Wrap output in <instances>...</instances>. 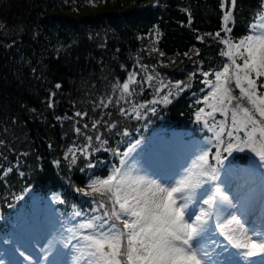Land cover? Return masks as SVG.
<instances>
[{"label": "trees", "instance_id": "trees-1", "mask_svg": "<svg viewBox=\"0 0 264 264\" xmlns=\"http://www.w3.org/2000/svg\"><path fill=\"white\" fill-rule=\"evenodd\" d=\"M221 2L0 0V237L25 209L52 195L63 199L55 198L63 214H90L96 207L92 198L75 189L118 166L116 150L140 141L132 156L148 155L156 138L209 133L196 122L195 112L210 90L202 73L226 62L220 55L225 46L215 33L238 40L264 6V0H237L232 32L225 33L223 13L230 3L221 8ZM133 71L143 83L132 86L134 95L120 99L113 87ZM147 75L154 77L151 86ZM161 81L167 86L162 90ZM177 81H183L179 93ZM169 91L170 103L149 104ZM134 105H145L139 119ZM153 106L155 113L149 110ZM229 159L248 164L257 158L245 151Z\"/></svg>", "mask_w": 264, "mask_h": 264}, {"label": "snow or ice", "instance_id": "snow-or-ice-1", "mask_svg": "<svg viewBox=\"0 0 264 264\" xmlns=\"http://www.w3.org/2000/svg\"><path fill=\"white\" fill-rule=\"evenodd\" d=\"M95 2L88 0L89 4ZM236 6L237 0L221 2V8H228L223 13L225 33L232 32L230 25L235 23ZM215 36L225 46L220 55L226 62L219 70L202 73L210 90L202 101H197L204 107L195 112L196 122L212 135L206 142L193 145L190 161L181 164L179 170L140 166L132 156L140 141L124 152L116 150L114 154L120 157L118 166L114 165L106 176L90 177L84 188L75 189L82 196L91 197L96 207L90 214L74 211L73 219L82 217L78 223H73V219L61 223L58 236L41 250L46 264H69V252L71 264H221L215 257L222 253L214 255L204 242L210 233L223 238V243L211 241L215 247H223L224 252L229 248L236 250L229 252V264H241V261L264 264V196L260 200V224L251 223L247 217L255 207L253 197L230 194V176L224 168L228 156L248 151L257 158L251 164V171L255 175L259 169L264 185V6L248 25V34L235 41L230 36L221 38L220 32ZM137 75L135 71L128 73L125 81L114 85L113 93L119 90L120 99L134 95L132 86L143 83L137 80ZM146 79L151 86L154 77L147 75ZM161 86L160 90L167 87L162 81ZM182 86L183 81H177V93ZM55 95L50 93L51 97ZM170 96L171 91L149 104L170 103ZM100 103L107 106L103 99ZM107 103H112L111 98ZM143 107L133 106L138 119ZM149 110L155 113L156 108ZM217 114L220 119L216 118ZM127 134L125 131L124 135ZM88 139L91 141V137ZM79 151L91 155L87 149ZM69 152L71 163H75V152L72 149ZM88 167L95 166L89 163ZM56 200L64 202L61 197ZM13 251L28 264H41L18 247L14 246ZM0 264L5 261L0 259Z\"/></svg>", "mask_w": 264, "mask_h": 264}, {"label": "rangeland", "instance_id": "rangeland-1", "mask_svg": "<svg viewBox=\"0 0 264 264\" xmlns=\"http://www.w3.org/2000/svg\"><path fill=\"white\" fill-rule=\"evenodd\" d=\"M206 139H193L189 142H180L179 144L167 142L163 151L155 154L157 157L153 163V170H179L181 164L190 161L193 145L206 142ZM229 171V186L232 190L230 194L234 196L250 194L253 197L255 207L247 219L251 223L259 225L261 216L260 200L264 196V185H262L259 169L256 170L255 175H253L251 169L246 170L240 166H233ZM39 208L42 209L41 218H35L37 220L36 223L32 222L35 217L34 209H27L23 216L17 220L18 228L16 227L17 229L9 237H5L1 241L0 259L4 260L5 264H28L24 257L13 251L14 246L18 247L19 251L25 252L26 255H33L34 259H39L41 264H46L43 259L44 253L41 250L44 249L49 240L58 236V232L61 230V223H66L69 219H73V217H64L54 207V197L46 199ZM79 221L76 218L73 219V223H78ZM212 240L223 243V238L210 233L204 242L208 244L209 250L213 251L214 255L215 253H222L215 258L221 264H227V252L223 251V247H215L211 243ZM5 241H12V243H5ZM65 251L68 252V249H65ZM48 258L51 259L52 257L49 256ZM71 258L72 254L69 252L67 257L69 264H71ZM241 264H245V262L241 261Z\"/></svg>", "mask_w": 264, "mask_h": 264}]
</instances>
